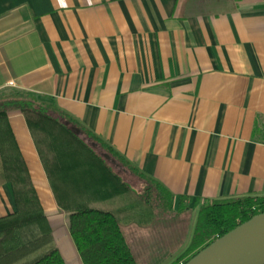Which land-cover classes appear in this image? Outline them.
Segmentation results:
<instances>
[{"label": "crops", "instance_id": "crops-1", "mask_svg": "<svg viewBox=\"0 0 264 264\" xmlns=\"http://www.w3.org/2000/svg\"><path fill=\"white\" fill-rule=\"evenodd\" d=\"M12 92L56 108L124 182L141 189L131 166L174 209L264 196V0H0V96ZM7 123L64 263L82 264L68 212L111 202L103 168L59 130L20 112ZM16 210L0 183V218ZM146 220L123 223L143 263L160 235Z\"/></svg>", "mask_w": 264, "mask_h": 264}, {"label": "trees", "instance_id": "trees-1", "mask_svg": "<svg viewBox=\"0 0 264 264\" xmlns=\"http://www.w3.org/2000/svg\"><path fill=\"white\" fill-rule=\"evenodd\" d=\"M11 112H20L32 130L42 133L59 130L61 138L70 137L103 168L106 181L112 185L110 193H107L111 202L83 204L68 212L69 233L82 264H163L180 251L186 241L188 227L183 232H173L172 228L180 224L181 216L190 217L194 207L198 206L197 200L190 208L192 198L181 197L177 209H174V197L169 192L137 174L130 166L142 181L141 189H134L114 172L105 159L61 123L60 118H65L64 114L31 95L12 92L0 96V183L11 185L17 210L0 218V264H65L9 129L7 117ZM87 137L107 153H112L108 146L93 136L88 134ZM263 213L264 196L200 204L190 244L175 264L187 263L217 239ZM136 219H147V227L160 232L158 237L148 236L147 240L152 239L159 244L158 247H148L150 253L144 263L142 255L132 248L126 234L127 227L123 226V223Z\"/></svg>", "mask_w": 264, "mask_h": 264}, {"label": "water", "instance_id": "water-1", "mask_svg": "<svg viewBox=\"0 0 264 264\" xmlns=\"http://www.w3.org/2000/svg\"><path fill=\"white\" fill-rule=\"evenodd\" d=\"M185 264H264V213L217 239Z\"/></svg>", "mask_w": 264, "mask_h": 264}, {"label": "rangeland", "instance_id": "rangeland-1", "mask_svg": "<svg viewBox=\"0 0 264 264\" xmlns=\"http://www.w3.org/2000/svg\"><path fill=\"white\" fill-rule=\"evenodd\" d=\"M188 216L187 215H183L181 216V218H179V222L176 227L175 225L173 226L172 230L173 232H183L184 228L187 226L188 227V231H187V238L189 237L190 235V231L193 229V227L195 226V220H196V216H194V212L190 215L189 218H187ZM186 221H188V223H186ZM168 232L171 231V228L170 229H167ZM186 238V239H187Z\"/></svg>", "mask_w": 264, "mask_h": 264}]
</instances>
